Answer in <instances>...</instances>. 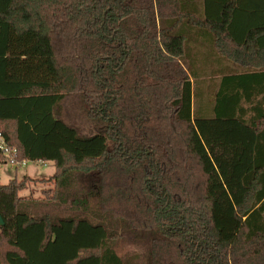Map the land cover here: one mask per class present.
I'll use <instances>...</instances> for the list:
<instances>
[{"label": "trees", "instance_id": "trees-1", "mask_svg": "<svg viewBox=\"0 0 264 264\" xmlns=\"http://www.w3.org/2000/svg\"><path fill=\"white\" fill-rule=\"evenodd\" d=\"M193 45L243 70L205 109ZM0 131L56 188L0 185V264H264V0H0Z\"/></svg>", "mask_w": 264, "mask_h": 264}, {"label": "rangeland", "instance_id": "rangeland-1", "mask_svg": "<svg viewBox=\"0 0 264 264\" xmlns=\"http://www.w3.org/2000/svg\"><path fill=\"white\" fill-rule=\"evenodd\" d=\"M201 41V40H200ZM193 54L197 56L196 69L200 72H205V75H201V79L194 81L195 83V107L196 109H205L211 103L214 97V87L216 89L218 77L215 76L216 71L224 70L230 73L242 72L243 70L229 64L224 59L213 54L210 48H204L203 46L193 45ZM185 66H188L187 62H184ZM230 65V66H229ZM232 67V68H229ZM231 69V70H230ZM228 73V72H227ZM201 74V73H200ZM213 76V78H212ZM66 110L63 108L62 115L67 122L76 127L83 135H89L92 133L91 126L85 117L79 116L78 112L72 110ZM55 166L53 162H31L25 166L15 168L12 165L0 166V185H7L12 180H26V189L19 195L24 201H39L41 202L42 210H48L50 207L46 204L49 198L53 196L55 188ZM63 208L60 209L62 211ZM59 211V212H60ZM56 211L51 208V213ZM116 253L124 259L126 264H147L148 253L146 248L141 244H132L128 241L117 239L110 243Z\"/></svg>", "mask_w": 264, "mask_h": 264}, {"label": "built area", "instance_id": "built-area-1", "mask_svg": "<svg viewBox=\"0 0 264 264\" xmlns=\"http://www.w3.org/2000/svg\"><path fill=\"white\" fill-rule=\"evenodd\" d=\"M0 155L3 157V159H0V166H7L12 165L15 168H19L22 166H25L28 163H31L27 160L19 161V154L18 150L12 146H10L6 139L4 134L0 131ZM39 163H43V161H37Z\"/></svg>", "mask_w": 264, "mask_h": 264}, {"label": "water", "instance_id": "water-1", "mask_svg": "<svg viewBox=\"0 0 264 264\" xmlns=\"http://www.w3.org/2000/svg\"><path fill=\"white\" fill-rule=\"evenodd\" d=\"M3 224H4V222H3L2 218H0V226Z\"/></svg>", "mask_w": 264, "mask_h": 264}, {"label": "crops", "instance_id": "crops-1", "mask_svg": "<svg viewBox=\"0 0 264 264\" xmlns=\"http://www.w3.org/2000/svg\"><path fill=\"white\" fill-rule=\"evenodd\" d=\"M200 4H201V2H200ZM204 48H206L207 49V47H205V46H203ZM216 56H219V55H217V54H215ZM220 57V56H219ZM230 66V65H229ZM229 68H232V67H229ZM231 70V69H230ZM54 164V163H53Z\"/></svg>", "mask_w": 264, "mask_h": 264}]
</instances>
